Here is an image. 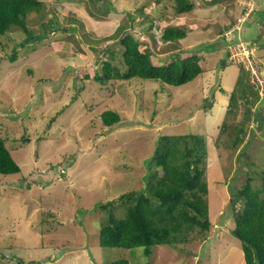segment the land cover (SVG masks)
<instances>
[{"label": "rangeland", "instance_id": "1", "mask_svg": "<svg viewBox=\"0 0 264 264\" xmlns=\"http://www.w3.org/2000/svg\"><path fill=\"white\" fill-rule=\"evenodd\" d=\"M109 1L114 10L107 16L95 13L92 17L88 11L103 10V0L92 7L86 0H46L41 11L26 18L29 30L42 32L43 22L55 16L67 28L75 26V32L54 29L27 42V33L21 28L0 35V137L21 166L19 173L0 174V250L13 247L23 261L40 259L39 264H111L117 259L133 264H245L238 239L227 229L230 222L221 229L211 226V242L204 255L203 240L198 238L187 250L182 249L183 244L179 248L157 244L149 257L137 248L102 247L99 223L107 214L95 206L143 188L155 171L151 167L156 164L149 159L158 136L189 130L207 140L205 177L213 221L229 202L230 188H242L249 177L255 187L262 186L264 121L254 113L264 114V101L256 102L255 92L251 94L253 103L239 99L237 109L226 119L222 142L218 145L215 140L221 130L220 116L240 74L238 65L227 63L220 69L219 61L226 58L220 41L235 33L233 24L221 29L252 7L264 5V0H193L195 7L182 15L173 13L171 4L164 8L157 0ZM142 5H146L143 14L138 11ZM129 12L137 15L129 30L145 40L159 62L195 52L204 71L179 86L139 78L108 84L95 81V68L107 56L97 62L91 46L117 39V25L129 24ZM144 14L155 18L151 30L147 22H141ZM96 18V23L89 21ZM169 24L184 27L186 38L176 42L160 39ZM235 27L241 28V39L237 45H229V60L244 62L248 48L259 65L257 79L250 73L249 80L264 88V22L251 28L260 34L255 41L259 46L250 45L247 25ZM119 50L117 44V55ZM14 52L18 57L12 61ZM87 72L91 77L85 78ZM251 86L249 83V92L255 89ZM260 87L259 94L264 96ZM75 94L78 98L72 100ZM209 102L214 107L204 111L203 105ZM247 108L250 112L246 114ZM107 109L117 110L122 121L104 125L101 113ZM236 125L244 129L245 137L235 148L229 145L228 132ZM115 206L117 215L123 216V204ZM12 251L7 252L8 257ZM193 251H198L197 256ZM29 263H16L0 253V264Z\"/></svg>", "mask_w": 264, "mask_h": 264}, {"label": "trees", "instance_id": "2", "mask_svg": "<svg viewBox=\"0 0 264 264\" xmlns=\"http://www.w3.org/2000/svg\"><path fill=\"white\" fill-rule=\"evenodd\" d=\"M46 0H0V35L5 34L14 28H21L26 31L25 41L39 40L50 34L54 29L64 31H76L75 26L66 27L58 19L52 17L43 22V31L34 34L27 27L26 18L32 12H39L45 7ZM98 0H86V4L97 3ZM169 7L173 13L182 14L190 12L195 4L193 0H157ZM259 1V0H257ZM103 10L88 11L92 16L97 13L107 16L115 8L110 5L109 0H103ZM106 4L110 8L106 9ZM112 7V8H111ZM146 5H142L138 11L143 14ZM161 10H157L159 12ZM151 14H144L142 23L147 22L148 30L152 29L155 18ZM129 24L119 23L116 32L120 33L117 39L108 40L101 44H92V48L97 52V62L102 60L103 56L107 58L102 64L95 68L93 79L101 84H108L111 81L130 80L133 78L148 79L160 81L162 83L179 86L194 80L204 71L200 62L201 58L197 53L186 56H171L164 62H159L151 52L149 45L145 40L136 36L129 26H133L137 19L136 14L128 13ZM251 19H254L251 22ZM76 22L77 19L71 18ZM83 20V19H82ZM81 20V23L84 21ZM94 23L98 18L91 19ZM225 25L221 31L230 27L234 22ZM86 22V21H85ZM264 22V5L252 9L246 18L245 25L250 28L251 45L258 43L255 41L259 37V32L253 33V28L257 29L258 24ZM150 23V24H149ZM252 28V30H251ZM255 34V35H254ZM187 36V30L176 24H169L164 27L162 40L165 42H176ZM112 37V36H111ZM239 37V36H238ZM108 38V39H107ZM247 38V37H245ZM249 38L247 40H249ZM237 41L235 38L233 40ZM230 40L220 41V45L226 51L228 56V44ZM119 44V56L116 54L115 46ZM256 45V46H257ZM257 46V47H258ZM261 46H264L262 44ZM18 57L14 52L10 58L12 61ZM117 60V62H114ZM226 58L222 57L219 61L220 68H225ZM240 74L231 91L228 107L222 121L219 123L221 130L217 134L215 142L219 145L222 142L221 133L228 126L226 119L237 109L239 99L244 103H253L252 95L255 92L254 99L259 102L264 101V96L259 94L257 84L249 80V70L241 64L239 65ZM91 77L87 72L85 78ZM255 89L248 91V84ZM251 86V87H252ZM250 87V86H249ZM81 91L82 87L78 88ZM78 94H75L72 100H76ZM213 106L212 102L203 105L204 111H208ZM259 110V109H258ZM257 111V110H256ZM250 108L246 109V114ZM258 115L264 121V114ZM104 125L113 126L122 121V116L117 110L107 109L101 113ZM55 120V116L52 117ZM49 126L51 127V122ZM232 131L228 132L231 138L228 142L232 147H237L244 139L245 133L241 126H232ZM227 142V140L223 141ZM227 142V143H228ZM207 140L201 133L189 130L186 133L179 134H161L156 141L155 150L151 158V163L156 167H151L155 171L150 172L143 188H134L122 193L117 199L98 203L95 208H103L106 216L99 223V244L102 247H118L124 249L137 248L142 255L149 257L152 254L153 247L157 244H168L179 248L183 244L185 249L189 244L194 243L195 238L202 239V255L207 253L206 246L209 244V230L213 225L210 216L208 193L209 186L206 174V154ZM241 154V153H240ZM148 160V161H149ZM21 172V166L13 157L6 140L0 137V174H12ZM264 180V179H263ZM249 177L244 186L240 189L230 188L232 196L228 204L225 205L222 212L216 218L223 225L230 220L227 226L229 232L233 234L241 245L245 264H264V181L262 186L255 187ZM122 203L124 215L118 216L114 211L115 205ZM203 236V237H202ZM200 237V238H199ZM10 249H1L0 253L4 258L13 260L16 263L27 262L39 264L40 259H27L23 261L19 258V251ZM187 250V249H185ZM11 256H7V252ZM198 251H193L197 253ZM197 256V254H196ZM22 260V261H21ZM29 263V264H30ZM111 264H133L128 259H117Z\"/></svg>", "mask_w": 264, "mask_h": 264}, {"label": "clouds", "instance_id": "3", "mask_svg": "<svg viewBox=\"0 0 264 264\" xmlns=\"http://www.w3.org/2000/svg\"><path fill=\"white\" fill-rule=\"evenodd\" d=\"M252 9H253V7L251 8V10L250 11H248L247 12V14H241L240 16H236L235 17V22L233 23V25H232V27H233V31L235 32L234 33V35L232 36V38L231 39H229L230 41H229V44H228V48H227V50H228V56H226V60H227V62L229 63V64H234V65H241V64H243L245 67H246V65H245V63L243 62V60L242 61H239V62H236V60H233V59H230L229 60V57L231 56V52H230V49H229V45L230 44H233V45H237L239 42H240V39H241V37H238L239 35H240V30H241V28H236L235 27V25H243L244 23H245V21H246V18L249 16V14H250V12L252 11ZM245 10V9H244ZM243 13H245V11H243ZM245 16V18L243 19V20H241V17H243V16ZM162 33H163V31H162ZM162 33H161V38L160 39H162ZM235 35H238L237 36V41L235 40L234 42H233V40L235 39ZM251 43V42H250ZM251 45V44H250ZM252 46V45H251ZM226 52V51H225ZM224 57V56H223ZM220 69H224V68H220ZM246 69H248L247 67H246ZM251 73V71H250V69H249V74ZM257 88H258V90H259V86L257 85ZM209 194V193H208ZM209 201V200H208ZM228 204V203H227ZM224 207H225V205H224ZM223 207V208H224ZM222 208V209H223ZM209 211H210V208H209ZM223 210H221L220 212H222ZM219 212V213H220ZM216 214H215V217H214V220L215 221H213L214 223H213V225L212 226H217L218 228H216V229H221V228H223V226H225V224H223V225H221L218 221H217V218H216ZM212 220H213V218H211ZM230 220H228L227 222H229ZM242 253H243V250H242ZM244 256V255H243Z\"/></svg>", "mask_w": 264, "mask_h": 264}, {"label": "built area", "instance_id": "4", "mask_svg": "<svg viewBox=\"0 0 264 264\" xmlns=\"http://www.w3.org/2000/svg\"><path fill=\"white\" fill-rule=\"evenodd\" d=\"M251 10V9H250ZM249 10V11H250ZM247 14V13H246ZM245 18V16H243L242 17V19L241 20H243ZM244 50V49H243ZM246 50L247 51H245L246 52V56L245 57H247L245 60H244V63H245V65H246V67L248 68V69H250V71H251V76H252V78L253 79H257V77H255L254 78V76H257V74H258V71H259V65L257 64V62H256V60L252 57V56H250V54H249V51H248V48H246ZM255 81V80H254ZM260 81V80H259ZM260 83V82H259ZM257 85H259V87H260V84H258V82H257ZM260 89H261V92L263 91V87H260Z\"/></svg>", "mask_w": 264, "mask_h": 264}, {"label": "crops", "instance_id": "5", "mask_svg": "<svg viewBox=\"0 0 264 264\" xmlns=\"http://www.w3.org/2000/svg\"><path fill=\"white\" fill-rule=\"evenodd\" d=\"M159 4H162L161 2H158ZM195 7V6H194ZM158 9L156 8V11H157ZM160 12V11H159ZM178 15H182V14H178ZM188 34V33H187ZM186 38V37H185ZM223 91H225L226 92V90L224 89ZM222 91V92H223ZM228 93V92H227ZM223 102V101H222ZM228 103H229V101H228ZM228 103H227V105H226V107H225V109H224V112H223V114L220 116V118H223L224 117V115H225V112H226V109H227V107H228ZM214 107V105L211 107V108H213Z\"/></svg>", "mask_w": 264, "mask_h": 264}]
</instances>
